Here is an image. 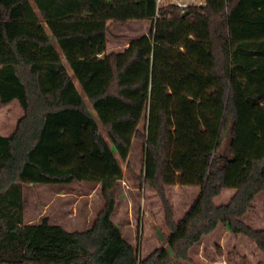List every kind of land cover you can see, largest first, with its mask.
<instances>
[{
	"label": "trees",
	"instance_id": "obj_1",
	"mask_svg": "<svg viewBox=\"0 0 264 264\" xmlns=\"http://www.w3.org/2000/svg\"><path fill=\"white\" fill-rule=\"evenodd\" d=\"M155 0H0V103L18 100L23 114L14 131L0 134V264H170L188 253L219 223L245 235L262 252L264 225L240 217L263 194L264 219V0H204L183 12L173 5L154 18ZM169 14L170 16H166ZM203 19L209 42L208 76L222 102L215 143L192 157L204 159L198 196L177 223L165 194L169 117L158 107L155 141L140 134L159 66L197 78L167 35L186 19ZM150 20L148 33L122 51H106L112 22ZM69 70H68V68ZM76 81V82H75ZM87 128L89 153L99 160L103 207L90 228L67 231L43 217L23 222L24 184H70L81 176L52 161L67 134L74 145ZM144 144V180L155 187L169 228L166 246L140 258L113 221L120 160L132 139ZM192 137L195 136L192 134ZM235 192L228 203L213 198Z\"/></svg>",
	"mask_w": 264,
	"mask_h": 264
},
{
	"label": "rangeland",
	"instance_id": "obj_2",
	"mask_svg": "<svg viewBox=\"0 0 264 264\" xmlns=\"http://www.w3.org/2000/svg\"><path fill=\"white\" fill-rule=\"evenodd\" d=\"M150 27V20L112 22L107 33L106 51H122L131 38L148 33ZM167 38L170 54L177 57L182 52V57L199 77L180 78L170 68L159 66L157 69L159 84L151 88L138 131L139 135L145 133L150 140L155 141L158 107L160 105L164 107L169 117L165 194L171 204L173 221L177 223L183 218L184 211L198 195L201 187L204 159L192 157L196 142L198 151L214 145L222 102L217 79L208 76L211 57L205 21L186 19L178 29L169 33ZM22 114L23 110L18 100L14 99L8 104L0 103V132L5 135L11 134ZM82 134V143L74 145L64 133L62 135L64 146L52 158L60 167L75 168L81 180L66 185L24 184L22 187L24 223L37 224L46 217L49 223L59 225L67 231H84L91 227L104 204L100 185V163L89 153L87 128L82 130ZM120 164L123 178L119 181V196L112 219L119 226L123 237L137 248L142 258L155 248L166 246L169 235L158 190L149 186L143 178L142 138L137 136L132 139L127 159L120 160ZM260 196L263 200L262 194H259L253 201V206L257 209ZM246 218L255 225L254 228L258 227L256 225L259 224V213L254 212ZM230 234L235 236L233 233ZM237 236L256 248L253 242L242 234ZM205 242H207L203 245L205 254H210L214 258L225 257L228 264H237L240 260L243 264H261L260 252L250 249L248 245L242 251L246 252L244 256L243 253L240 255L227 253L232 242L226 243V252L223 251L221 243H213V239L210 242L205 239ZM195 250L196 246L192 247L187 261L173 259L170 264H204L195 255Z\"/></svg>",
	"mask_w": 264,
	"mask_h": 264
},
{
	"label": "crops",
	"instance_id": "obj_3",
	"mask_svg": "<svg viewBox=\"0 0 264 264\" xmlns=\"http://www.w3.org/2000/svg\"><path fill=\"white\" fill-rule=\"evenodd\" d=\"M190 35L192 36V34H190ZM0 134L5 135V134H3L1 132H0ZM234 192H235L234 189L224 188V189L221 190V192L217 196H215L213 198V201H214V203L216 205L226 204V203L229 202V200L233 196ZM259 194H262V193H257L253 197V199L251 201V207L248 208L246 210V212L240 217L241 221H243L248 226L254 228L253 227L254 224H252L251 222L247 221V218L246 217L249 216V215H251L254 212L259 213V215H260L259 224L256 225L258 227L257 228L255 227L254 229H260L264 225V219H263V200H262V197L261 196L258 198V201H259V204H258L259 205V209H257L256 207L253 206V201H254L255 198H257V196ZM262 196H263V194H262ZM196 197H195V199H196ZM193 201H192V203H193ZM192 203L189 204V206L187 207V209L184 211V214L188 211V209L192 205ZM230 233H232V232L229 231L228 227L225 224L219 223L213 232H211L210 234L204 235L199 242H197L196 244H194V246H196V250H195V253L196 254L195 255L200 260V262L201 263H204V264H228L227 259H225V257H222V258H219V257L218 258H214L212 255L209 254L210 255L209 256V255H207V254H205L203 252V247H204L203 245L205 243H207V242H205V239H208V242H210L213 239V241H214L213 243H215V242L221 243V245L223 246L222 249H223L224 252H226V247H227V244L226 243L228 242V244H229V243L232 242L233 244L229 247V249L227 251L228 254L230 252H231V254L234 253V254H237V255H240V253H243V255L246 256V252H242V251H244L246 249L245 246H247V245L249 246L250 249H256V250H258L260 252V254H261V257H262V259H261V264H262L263 255H262V252L257 247L255 248L252 244H250L246 240L242 239L241 237L237 236L238 233H233V234H235V236H232V234H230ZM243 236H245V235H243ZM251 242H253V241H251ZM253 244L255 245L254 242H253ZM191 251H192V248L189 251V258H190V252ZM238 263L239 264H243L242 263V260H240Z\"/></svg>",
	"mask_w": 264,
	"mask_h": 264
},
{
	"label": "built area",
	"instance_id": "obj_4",
	"mask_svg": "<svg viewBox=\"0 0 264 264\" xmlns=\"http://www.w3.org/2000/svg\"><path fill=\"white\" fill-rule=\"evenodd\" d=\"M204 0H155V14L154 18L160 16V10L163 7L173 5L182 12L191 5L203 4ZM170 16L169 14L166 15Z\"/></svg>",
	"mask_w": 264,
	"mask_h": 264
}]
</instances>
